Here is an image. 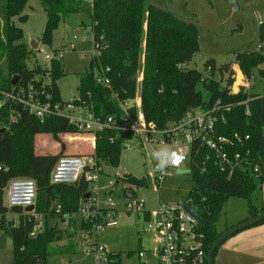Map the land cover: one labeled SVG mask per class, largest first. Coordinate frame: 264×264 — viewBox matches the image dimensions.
Segmentation results:
<instances>
[{
	"label": "trees",
	"instance_id": "16d2710c",
	"mask_svg": "<svg viewBox=\"0 0 264 264\" xmlns=\"http://www.w3.org/2000/svg\"><path fill=\"white\" fill-rule=\"evenodd\" d=\"M39 1L46 13L41 41H50L51 31L58 21L82 7L78 0ZM25 3L26 0H0V90L33 85L51 92L54 100H61L57 86L63 75L60 60H51L49 68L26 66L30 49L21 41V28L12 22L13 17H18L21 22L26 19V15H22ZM90 5L93 42L101 44V47L99 54L91 58L88 69L79 74V96L72 101L75 105L94 115L118 118L123 113L121 104L136 97L137 68L142 55L138 97L147 121L164 127L191 107L210 106L220 101L228 105L229 110L225 112V122L217 127L218 133L248 135L238 148L249 150L251 158L258 160L260 169L257 175L239 170L228 175L212 162L205 161L207 150L204 146H193L190 159L192 186L185 198L208 221L207 226L200 227L204 233L203 264H207V250L220 233L214 221L225 203L231 197L249 199L257 184L264 182V94L248 92L244 87L232 93L229 89L233 83L231 63L218 67L220 78H213L212 74L204 77L195 68H182V64L191 60L198 50L196 26L192 22L148 4L146 0H91ZM259 40L264 42V20L259 26ZM234 63L248 80L252 79L253 72L264 78V69L259 67L264 63V54L260 50L237 52ZM205 66L214 70V60H208ZM107 67L109 71H106ZM226 72L228 74L224 78ZM103 73L110 79L108 86L96 81V75ZM46 74L50 78L48 83L44 82ZM240 81L241 74L237 72L233 89ZM200 84L208 92V100H204L198 89ZM0 102V123L8 126L0 130V228L12 238L14 264H48L49 256L71 253L73 243L54 246L61 238V231L47 225L36 234H30L36 219L33 215H24L23 208L19 206H5L3 188L11 178H31L36 184L34 212L45 217L63 218L66 215L67 220L73 221V214L88 193L87 182L80 178L71 184L51 183V171L58 156L36 154L33 140L40 133H50L57 138L59 133L77 131L65 117L52 116L41 120L20 104L6 99L2 93ZM136 109L131 106L128 110L134 114ZM11 113L16 116L14 122H10ZM130 138L132 133L116 128L97 132L93 154L98 164L117 166L123 142ZM122 179L146 185L145 178L139 179L131 174L124 175ZM57 205L59 211H56ZM248 205L247 218L264 211V205L260 208L250 202ZM9 214L14 220H6ZM80 226L90 227L82 220ZM108 256L109 264H120L119 253H109Z\"/></svg>",
	"mask_w": 264,
	"mask_h": 264
},
{
	"label": "rangeland",
	"instance_id": "374dc122",
	"mask_svg": "<svg viewBox=\"0 0 264 264\" xmlns=\"http://www.w3.org/2000/svg\"><path fill=\"white\" fill-rule=\"evenodd\" d=\"M78 1L82 5L80 10L60 19L51 31L50 41H40L36 48L31 47V42L35 38L41 37L46 21V13L40 1L26 0L22 10V15H26L23 22L18 17L12 18L13 24L21 28L23 35L21 41L30 49L26 59L28 68L36 66L49 68L52 61L45 59V55L62 51L59 64L63 75L57 81V86L63 102H71L78 98L79 74L88 69L91 58L97 52L93 46L90 20L81 13V9L87 6L90 0ZM146 3L164 8L196 26L198 50L191 60L182 64V68H195L202 72L204 77H209L212 74L213 78H220L218 67L224 63H231L233 83L229 89L232 93H236L233 86L236 82L237 72H242L238 65L233 68L234 55L237 52L257 49V45L260 43L259 26L264 20V0H146ZM74 35L77 37L74 38ZM71 43L74 45L73 48L70 46ZM262 44L264 46V42ZM210 59L214 60V70L205 66V63ZM1 63L3 64V60ZM141 64L142 55L137 68L136 95H138L141 86ZM94 73L97 74L96 68H94ZM227 74V72L224 73V78L227 77ZM244 79L247 78L244 76ZM49 80L50 78L46 74L44 82L48 83ZM242 81L244 80L240 82ZM198 89L204 100H208V92L201 84L198 85ZM248 90L252 93L264 94V78L253 72ZM78 134L88 133H59L57 138L50 133L37 134L33 140V151L39 155L57 156L63 154L61 149H67L68 152L76 151L80 154L94 153L93 144L88 141L89 138L92 141L93 136L87 135L88 138L85 140L79 137L80 135L77 136ZM151 167L150 153L140 146L122 149L117 166L107 163L101 165L102 170L99 175L101 194L107 193L109 184L115 182L116 189L112 192L114 200L110 207L118 210L116 216L118 223L116 226L106 227L100 231L97 242L104 246L109 253H119L120 264H137V250L141 248L152 250L156 245L155 234L142 229L143 214L127 215L124 211L123 206L127 197L123 196V191L131 190L136 197L144 198L145 209L152 212L157 209L159 201L173 204L178 198L185 197L192 186L191 175L186 170L177 171V174L168 176L160 186H157ZM126 174H131L139 179L145 178L146 185L124 181L122 177ZM249 202L257 208L262 206L264 203V182L257 184V188L249 199L229 198L214 221L216 229L221 232L227 227L246 220L249 216ZM12 216L7 215L6 220H14ZM36 216L37 227L33 228L30 234H36L47 225L61 231V238L55 242L54 246H64L70 242L74 245L73 253L49 256L48 264H93V256L86 252L90 247L84 238L90 235V240L93 241L96 235L93 230L81 228L79 214H73V221L70 219L62 221L61 218L51 215L45 217L36 214ZM258 225H263L264 228V222ZM251 227L254 226L238 231L230 239L250 235ZM219 263L221 264L220 260ZM249 263L250 261H248ZM0 264H14L12 238L1 228ZM215 264H218V258L215 259Z\"/></svg>",
	"mask_w": 264,
	"mask_h": 264
},
{
	"label": "built area",
	"instance_id": "2783aa9c",
	"mask_svg": "<svg viewBox=\"0 0 264 264\" xmlns=\"http://www.w3.org/2000/svg\"><path fill=\"white\" fill-rule=\"evenodd\" d=\"M70 46L73 48V43ZM93 46L97 50L94 55H98L101 44L93 42ZM257 49L264 54L262 43L257 45ZM61 57L62 51L45 55V59L50 61L60 60ZM106 71H109L108 67ZM95 78L104 86L110 83L106 73L98 74ZM0 93L41 120L52 116L65 117L78 133L91 134L93 141L95 134L106 128L132 133V138L124 140L122 149L140 146L150 153L151 170L157 186H160L168 176L177 174V171L186 170L191 175L190 159L195 144L206 148L205 161L212 162L228 175L236 170L248 171L255 175L259 173L258 160L251 158L249 150L242 151L238 148L244 139H248V135L235 132L227 136L218 133L217 127L225 122V112L229 110V106L221 104L220 101L210 106L191 107L179 119L159 127L145 119L140 109L138 95L121 104L123 113L117 118L113 115L106 117L94 115L72 101L54 100L51 92L33 85L21 86L10 91L0 90ZM131 106L137 108L134 114L128 110ZM15 120L16 116L11 113L10 122ZM7 128L6 124L0 123V130ZM100 170L101 166L94 154H62L58 156L53 166L50 182L71 184L80 178L87 182L88 196L80 201L76 211L81 220L90 225L87 229L93 230L96 235L93 241L90 240V235L84 238L90 247L86 252L93 256V264H109V252L98 244L97 236L104 228L116 226L118 223L116 220L118 210L110 207L114 200L112 192L116 186L115 182H111L107 193L102 195L99 185ZM3 192L4 205L7 207L23 208L35 205L36 184L31 178H11ZM123 196L127 197L123 206L124 211L129 215L142 213L144 217L142 229L155 234V248L138 249L137 264H203L205 251L204 233L200 230L202 226L193 215L177 203L180 198L173 204L159 201L157 209L151 212L145 209V199L136 197L131 190H124ZM181 198L189 203L185 197ZM56 211H59V205ZM23 212L24 215H33L35 219L37 218L34 209ZM36 227L34 224L33 228Z\"/></svg>",
	"mask_w": 264,
	"mask_h": 264
},
{
	"label": "crops",
	"instance_id": "0c3cea01",
	"mask_svg": "<svg viewBox=\"0 0 264 264\" xmlns=\"http://www.w3.org/2000/svg\"><path fill=\"white\" fill-rule=\"evenodd\" d=\"M90 3H91V0L87 5H90ZM81 23L83 24V22ZM263 64L259 66L262 69H264ZM233 66L232 67L235 68L237 64H233ZM240 74H241V80H244V81L240 82L237 85L235 91L237 92L239 88L243 86L249 92L248 89L250 88V80L244 79V76L242 75V73ZM79 135L80 134H78L77 136ZM87 135L92 136L91 134L88 133L85 135H80L79 137L87 140L88 138ZM88 141H90L93 144V149H94L95 141H93V138H92V141L90 138L88 139ZM61 151L63 154L65 153L80 154L79 152H76V151L68 152L67 149H61ZM45 155H49V154H45ZM262 205H264V203ZM65 220H67V217ZM253 226L254 227H251L252 231L250 235H247L243 238H236V237L233 238L232 237V239H230L231 236L228 237L220 245V247L222 246L221 251L220 252L217 251L216 256L214 258V264H215L216 258H218V264H220L219 260L221 261V264H248V261H250L249 264H264V228L262 227L263 225H258V224L253 225ZM73 251L71 253H73Z\"/></svg>",
	"mask_w": 264,
	"mask_h": 264
},
{
	"label": "water",
	"instance_id": "95a60500",
	"mask_svg": "<svg viewBox=\"0 0 264 264\" xmlns=\"http://www.w3.org/2000/svg\"><path fill=\"white\" fill-rule=\"evenodd\" d=\"M81 13H83L87 18H91L92 17V8L91 5H87L85 7H83L81 9ZM42 40L41 37H37L35 38L32 42H31V47L32 48H36L38 42H40ZM88 196V195H86ZM177 203L180 204L184 210H186L187 212H189L191 215H193L200 223V225L202 227H205L208 225V221L206 219H204L200 212L193 208L188 202H186L183 198H180L177 200ZM23 209L25 211H33L34 209V205H30V206H25L23 207ZM129 215V214H127ZM66 219V215L63 216V218L61 219L62 221H64ZM264 220V211L256 214L255 216L249 217L246 220L232 225L228 228H226L224 231L220 232L219 235L213 240V242L211 243V245L209 246L208 250H207V264H214V253L215 250L219 247V245L225 241L228 237L234 235L235 233H237L238 231H241L247 227L253 226L258 224L259 222Z\"/></svg>",
	"mask_w": 264,
	"mask_h": 264
}]
</instances>
